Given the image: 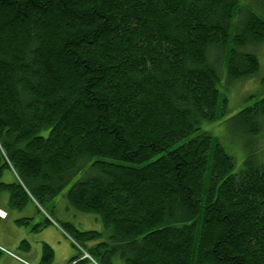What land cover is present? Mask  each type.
<instances>
[{"label": "trees", "instance_id": "1", "mask_svg": "<svg viewBox=\"0 0 264 264\" xmlns=\"http://www.w3.org/2000/svg\"><path fill=\"white\" fill-rule=\"evenodd\" d=\"M262 45L264 18L240 0H0L6 211L48 205L84 172L65 207L98 215L110 241L54 219L82 250L71 264H264V164L234 172L200 132L221 104L212 59L250 78L245 50ZM233 120L261 131L264 99ZM54 258L44 243L39 264Z\"/></svg>", "mask_w": 264, "mask_h": 264}, {"label": "rangeland", "instance_id": "2", "mask_svg": "<svg viewBox=\"0 0 264 264\" xmlns=\"http://www.w3.org/2000/svg\"><path fill=\"white\" fill-rule=\"evenodd\" d=\"M240 6L244 9V13L253 11L264 18V0H240ZM239 24L240 19L236 18L232 27V36L236 35ZM245 51L256 53L260 61L259 72L250 78L230 81L225 55L219 56L218 59L215 56L212 59L211 64L218 71L220 77L218 89L221 94V104L217 120L203 123L200 131L209 133L234 158V172L243 169L247 156L250 154L255 156V160L264 164V125L261 131L250 137L243 127L233 120L242 110L252 107L264 99V45L251 47ZM47 134L48 132L44 133V135ZM248 140H250L249 143ZM85 175L84 172L77 175L65 191L48 205L41 207L32 200L23 210L8 211L9 218L0 221V264H13L14 261L9 258L16 260L15 264H31L27 260L38 264L42 257L41 233L34 232V228L44 223L47 217H53V220L58 221H70L80 231L103 233V237L96 244L110 241V231L104 228L98 215L83 214L75 210L68 211L65 207L66 194L74 184L84 179ZM14 182L15 175L9 170L5 171L0 183L12 184ZM6 199H8V194L0 193V209L1 204L6 203ZM0 214L2 215L3 212ZM24 242L26 243L23 244ZM27 244L32 247L31 251L28 250ZM75 246L77 258H81L82 250L77 245ZM86 248L88 249V245ZM115 262L116 264H126L119 257L115 258ZM53 264L61 263L55 261L54 258ZM85 264L95 263L89 261Z\"/></svg>", "mask_w": 264, "mask_h": 264}, {"label": "crops", "instance_id": "3", "mask_svg": "<svg viewBox=\"0 0 264 264\" xmlns=\"http://www.w3.org/2000/svg\"><path fill=\"white\" fill-rule=\"evenodd\" d=\"M9 218V216L5 219H0V221H5ZM52 221V225H49L45 229H43L41 232V241L40 243L43 244L46 243L50 245L51 247L55 248L54 254H55V261H59L61 264H71V261L77 258V250H76V244L67 236V234L64 233V231L60 228L59 224L54 221L52 218L47 217ZM60 222H64L61 221ZM28 250L31 251L32 247L27 244ZM58 248H56V247ZM57 250V251H56ZM12 259L13 264H15L16 260ZM29 263H32L31 261L27 260ZM19 263V262H18ZM40 262L38 261V264Z\"/></svg>", "mask_w": 264, "mask_h": 264}, {"label": "flooded vegetation", "instance_id": "4", "mask_svg": "<svg viewBox=\"0 0 264 264\" xmlns=\"http://www.w3.org/2000/svg\"><path fill=\"white\" fill-rule=\"evenodd\" d=\"M1 209H3L6 213H7V217L9 216V210L6 211L8 208H7V205L6 204H1Z\"/></svg>", "mask_w": 264, "mask_h": 264}, {"label": "built area", "instance_id": "5", "mask_svg": "<svg viewBox=\"0 0 264 264\" xmlns=\"http://www.w3.org/2000/svg\"><path fill=\"white\" fill-rule=\"evenodd\" d=\"M0 213H1V212H0ZM0 215H1V214H0ZM5 216H6V214L3 213L0 217H1V218H5Z\"/></svg>", "mask_w": 264, "mask_h": 264}, {"label": "bare ground", "instance_id": "6", "mask_svg": "<svg viewBox=\"0 0 264 264\" xmlns=\"http://www.w3.org/2000/svg\"><path fill=\"white\" fill-rule=\"evenodd\" d=\"M38 204V203H37Z\"/></svg>", "mask_w": 264, "mask_h": 264}]
</instances>
